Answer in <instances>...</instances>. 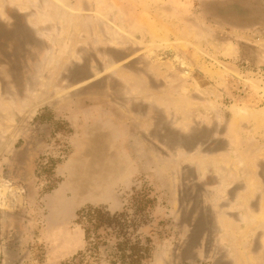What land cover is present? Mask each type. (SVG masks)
I'll list each match as a JSON object with an SVG mask.
<instances>
[{"label": "rangeland", "instance_id": "374dc122", "mask_svg": "<svg viewBox=\"0 0 264 264\" xmlns=\"http://www.w3.org/2000/svg\"><path fill=\"white\" fill-rule=\"evenodd\" d=\"M153 30L189 45L210 93L220 92L226 107L260 110L245 117L264 130V0H0V264L70 261L85 244L77 212L126 206L133 213L136 194L147 201L137 233L151 246L142 264H233L218 240L222 207L191 184L184 167L175 181L166 180L168 166L158 164L163 146L157 155L148 148L159 138L148 143L142 172L121 156L129 152L125 141L107 144L111 131L96 130L105 113L119 112L111 96L121 86L111 74L120 66L106 59L113 53L121 60L120 50L107 41H145ZM223 40L239 51L226 59L250 75L223 69ZM175 55L160 48L158 60ZM138 61L145 69L148 58ZM219 68L231 75L226 82ZM154 113L161 132L152 136H163L174 126ZM106 254L84 264H108Z\"/></svg>", "mask_w": 264, "mask_h": 264}, {"label": "crops", "instance_id": "0c3cea01", "mask_svg": "<svg viewBox=\"0 0 264 264\" xmlns=\"http://www.w3.org/2000/svg\"><path fill=\"white\" fill-rule=\"evenodd\" d=\"M168 34L153 30L145 41L137 35L134 42L132 35L130 40L121 43H113L107 37L106 45L120 50L121 60H115L117 56L113 53L106 59L112 68L120 66L118 72L111 74V79L117 78L121 86L120 95L111 96L119 112L105 113L108 117L98 120L96 130L102 133L107 127L111 131L110 137L107 133L105 136L107 144L112 142L120 147L125 141L129 152L121 156L131 169L132 163H136V169L142 172L149 163L147 145L159 138L158 144L153 142L148 148L157 155L159 152L155 149L163 146L164 157L159 158L158 164L168 166L166 180L175 181L184 167L191 174V184L207 194L214 205L222 207L218 218L222 230L218 240L227 245L233 264H264V130L249 119L260 110L249 106L242 109L235 104L226 107L219 102L223 95L218 91L210 93L202 62L198 61V71L199 64L193 63L189 45L173 44L176 40H171L172 35ZM127 36L131 35L127 33ZM217 47L223 53L220 64L224 70L235 67L241 76L252 73H243L234 62L226 59L236 57L237 44L223 40ZM160 48L175 52L174 58L178 61L173 58L158 60ZM141 57L148 58L145 69L138 66ZM223 69H220L223 75L219 80L226 82V76L231 75ZM155 111L174 126L163 136H152L154 129L161 132L156 128ZM227 112L232 118L225 132L221 122ZM221 136H225L224 139L220 140ZM120 139L123 140L121 144ZM184 140L190 144L181 143ZM208 141L213 146L211 150L205 148ZM161 176L162 172L159 178ZM230 197L231 202L228 201ZM230 211L236 212L238 218H233Z\"/></svg>", "mask_w": 264, "mask_h": 264}, {"label": "trees", "instance_id": "16d2710c", "mask_svg": "<svg viewBox=\"0 0 264 264\" xmlns=\"http://www.w3.org/2000/svg\"><path fill=\"white\" fill-rule=\"evenodd\" d=\"M132 199L133 213H129L126 206L114 212L104 206L79 210L77 217L83 228L84 249L62 264H84L90 258L97 260L102 251L107 252L108 264H142L151 250L150 240L142 241L137 233L143 224L147 201L138 194Z\"/></svg>", "mask_w": 264, "mask_h": 264}, {"label": "bare ground", "instance_id": "6f19581e", "mask_svg": "<svg viewBox=\"0 0 264 264\" xmlns=\"http://www.w3.org/2000/svg\"><path fill=\"white\" fill-rule=\"evenodd\" d=\"M185 66V65H184ZM182 67V66H181ZM183 68H185V67H183Z\"/></svg>", "mask_w": 264, "mask_h": 264}]
</instances>
